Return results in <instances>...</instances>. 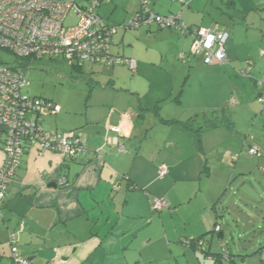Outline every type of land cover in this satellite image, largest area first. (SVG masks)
Segmentation results:
<instances>
[{"label":"crops","instance_id":"1","mask_svg":"<svg viewBox=\"0 0 264 264\" xmlns=\"http://www.w3.org/2000/svg\"><path fill=\"white\" fill-rule=\"evenodd\" d=\"M92 2L81 6V11ZM189 2L181 6L171 0H147L155 13L179 16V22L188 28L228 35L224 45L226 62L219 65H235L239 67L237 74L250 80L240 92V96L246 97L238 110L246 108V113L234 118L239 123L246 122L245 126L251 119L261 122L262 128L257 129L264 133V102L256 101L251 108L248 97L252 92L256 100L261 95L255 80L264 76V0H219L221 6L241 20L231 31L218 25L196 27L201 25L198 17L204 5L201 0ZM105 3L107 8L99 13L96 8L95 12L113 26L128 23L138 9V0H101L99 9ZM120 29L123 28L113 35L117 39ZM127 30L136 31L122 35L121 42L130 39L128 46L121 52L117 43L111 41L110 54L116 59L133 60L135 69L128 67L133 73L154 67L152 61L160 62L158 69L164 70L165 62L171 66L177 60L193 62L197 67L201 62L196 59H204L190 55L192 35L149 25L124 29ZM249 30L255 36L250 42L245 36ZM143 38L145 52L138 47ZM113 45L115 51L111 49ZM249 62L254 67L252 79L240 73ZM154 85L159 91L146 104L136 95L138 104L132 106L135 98L113 90L117 99L110 107L93 104L80 118L64 115L62 108L57 116H46L62 117L59 128L64 132L78 131L86 152L76 161H65L37 147L26 149L0 208V264H9L12 247L31 264H199L196 249L182 246L187 238H202V248L206 254L211 253L214 228H219V238L224 237L216 211L218 194L224 193L222 182L226 181V172L229 173L224 160L232 152H241L243 145L249 144L250 135L242 136L233 127L223 125L205 129L199 143L197 134L183 125L160 123L158 117L166 116L165 112H159L157 117L149 108L160 101H169V95L166 89L160 92L159 84H151L150 88ZM172 109L173 115L164 121L185 122L179 111ZM143 116L148 121L139 122ZM108 140H115L116 144L106 145ZM3 141L0 136V168L5 158ZM262 142L264 138L257 140L260 147ZM228 144H233L230 153L224 151ZM119 146L123 152H119ZM214 154L222 168L215 176L208 168ZM162 165L167 167V174L160 180L158 172ZM61 179L66 180L65 186H59ZM114 185L118 191L113 190ZM154 199L167 202L168 209L154 212L151 208ZM11 234H16L14 245ZM217 255L208 254L205 258L210 259L204 260L221 264ZM224 256L230 264H236L232 256Z\"/></svg>","mask_w":264,"mask_h":264},{"label":"rangeland","instance_id":"2","mask_svg":"<svg viewBox=\"0 0 264 264\" xmlns=\"http://www.w3.org/2000/svg\"><path fill=\"white\" fill-rule=\"evenodd\" d=\"M92 1L95 0H74V7L66 16L64 27L76 24L81 13L80 7ZM184 1L188 3L190 0ZM201 2L204 5V8H200L198 17L201 25L196 27L218 25L225 30L231 31L241 23V20L236 18L227 7L220 5L219 0H201ZM106 4L101 5L100 9L98 7L97 12L99 13L104 8H107ZM124 32L131 35V33L136 31L120 29L118 39L115 36L112 37V43H117L116 47L121 52L122 48H126L128 41H130V39H125L124 42H121ZM244 32L242 37L247 36L249 42L255 37L250 30L247 31L246 35V32ZM145 41L143 38L138 44V47L144 52L147 49L144 44ZM111 49L112 51L113 49L114 51L116 50L114 45L111 46ZM125 57L129 58L130 56ZM196 60L200 61L201 65L195 67L193 62L188 64L177 60L171 66V64L165 62L166 68L164 70L158 69L159 66L157 65L160 62L152 61L151 64L154 67L147 66L144 71L137 74V72H131L127 65L120 63H115L110 68H107L98 63L90 64L85 62L82 67L78 68L68 64L61 58L59 61L44 58L30 62L28 69L25 71V79L29 83V87L23 89L22 93L27 97L53 101L63 109L64 115H78L80 118V116H84L86 110L94 107L93 104L97 107L100 104L110 107L117 99L116 93L112 92L113 90L121 92L122 95L125 94L135 98V100H137L136 95H140L143 103H149L150 99L159 91L158 86L154 85L150 88V85L159 84L161 85L160 92L165 89L168 91L167 100L169 101H160L150 106L149 111L154 114L164 111L166 116L163 115L160 119L164 120L169 115H173L174 111L172 108H175V110L179 111V117L183 119L182 121L197 120L198 124H195L194 129L202 126L201 136L205 129L224 125L229 129L234 128V131L242 136H253L255 143H257V140L261 141L264 138V133L263 130L257 129L258 126L262 128L263 124L261 122H252L251 119L248 120V126H245L246 122L239 123L234 118L239 113H246V108L241 109V111L238 110L243 106L242 104H244L246 97L244 95L240 96V92L247 88L246 84L250 80L240 77L237 74L239 67L235 65L206 64L201 57ZM13 62L14 57L11 54L0 50V63L11 65ZM160 71L166 74H162ZM231 93H235L234 96L232 94L233 97ZM248 97H250V107L252 108V104H256L257 101L255 93H250ZM231 99L235 100L236 103L231 104ZM133 102L135 103L132 106L138 104V100H133ZM204 116L206 120L202 119ZM144 117H141L138 121H148ZM61 119L62 117L60 116L56 118L46 117L41 125L48 131L57 129L56 131L61 133L64 132V130L59 128L60 121L62 122ZM213 121L215 126L209 127L208 123ZM234 123L237 124L235 126L238 128L234 127ZM251 144L249 141V144L245 143L242 148L246 150L248 149L247 145ZM231 147H233V144L226 145L224 151L230 153L232 151L230 150ZM261 147L263 156L258 158L249 159L242 157L238 161H234V158L240 152H232L226 158L227 161L224 160V163H226L225 167L229 173L226 172L228 178L226 177V181L222 182L221 186V190L224 193L218 194L220 195L218 196L219 203L216 205L219 225L222 228L224 237L219 238V228L215 227L213 230L214 244L211 253H208L218 254L217 258L221 264H230L228 259L223 257L225 254L232 256L230 258L233 261L235 260L236 264H247L248 262L261 264L258 250L264 246L263 142ZM219 154H223V152H219ZM211 159L217 162L212 163ZM209 160L210 165L208 168L210 167L214 176L220 174L222 168L219 167L220 164L216 154ZM208 168L206 167V169ZM223 170L225 172V169ZM223 183H226L224 184L225 186H223ZM191 240H194V238H188V241ZM209 240L210 235L207 241L209 242ZM183 241H186V239ZM183 247L189 249L188 245ZM196 254L200 260L199 264H210L204 260L210 258H205L208 254H206L205 250L203 251V248L202 250L197 248ZM262 254L261 260L264 259V252ZM163 264L167 263L164 262Z\"/></svg>","mask_w":264,"mask_h":264},{"label":"built area","instance_id":"3","mask_svg":"<svg viewBox=\"0 0 264 264\" xmlns=\"http://www.w3.org/2000/svg\"><path fill=\"white\" fill-rule=\"evenodd\" d=\"M74 0H0V50L11 54L16 67L0 63V135L4 136V161L0 168V208L2 207L8 186L14 180L21 158L29 146L37 147L41 152L60 156L65 161H76L86 152L84 141L77 131H48L41 125L46 116H57L61 108L50 101L27 97L22 90L29 86L22 71L27 61L48 58L59 61L60 58L74 67H81L87 62L112 66L115 63L125 64L131 70L135 62L131 59H116L110 54V40L117 29H137L130 22L126 27L113 26L104 22L95 14L98 0L82 10L73 26L64 27V21L74 7ZM177 17L161 18L149 15L145 25L156 21L161 29L176 26ZM179 25H177L178 27ZM181 33H186L183 25L178 27ZM183 29V30H182ZM192 43L190 55L200 56L206 64H224L226 62L224 45L228 35L222 32H211L205 29H195L191 33ZM181 60L184 56L181 55ZM28 66L26 67H29ZM250 68L241 71L243 76H250ZM259 84H264V78ZM263 98L259 103H263ZM231 99L230 103L235 104ZM119 131V129H111ZM116 144L115 140L106 141V145ZM119 152L123 147L119 146ZM256 148H251L248 155L258 156ZM167 174V167H159L158 176L162 180ZM67 184L65 179L59 181V186ZM118 191V186H112ZM154 212L168 209V203L154 199L151 205ZM218 228V227H217ZM216 228V231H217ZM16 234L10 235L14 245ZM197 248L201 241L191 240ZM188 241L184 242L188 245ZM12 257L9 264H31L21 258L12 247Z\"/></svg>","mask_w":264,"mask_h":264},{"label":"trees","instance_id":"4","mask_svg":"<svg viewBox=\"0 0 264 264\" xmlns=\"http://www.w3.org/2000/svg\"><path fill=\"white\" fill-rule=\"evenodd\" d=\"M100 1L101 0H98V7L100 6ZM173 2H177V3H179L181 6H184L185 4H186V2L184 1V0H172ZM93 3V2H92ZM91 3V4H92ZM90 4V5H91ZM89 5V6H90ZM88 6V7H89ZM88 7H86V8H88ZM98 7H96V8H98ZM86 8H84V9H86ZM95 8V9H96ZM83 9V10H84ZM95 12V11H94ZM95 14H96V12H95ZM151 14H153V15H156V16H159V17H161V18H167V17H170V16H162V15H159V14H157V13H155L153 10H151L150 9V7L148 6V3H147V0H138V9H137V11L135 12V14L133 15V17L129 20V22L126 24V23H123V24H120V25H115L116 27H119V26H123V27H126L130 22H133V23H135L136 25H137V28H139V27H141V26H145V22L147 21V19H148V17H149V15H151ZM97 15V14H96ZM98 16V15H97ZM99 17V16H98ZM171 17H176L175 15H172ZM100 18V17H99ZM179 20H180V18H179ZM179 20L176 22V26H172V27H165L164 29H170V30H176L179 34H181V35H187V34H189V35H191V33H192V31H194L195 29H199V28H188L187 26H185L184 24H181L180 22H179ZM104 21V20H103ZM105 22V21H104ZM107 23V22H106ZM154 26V27H157V28H160L159 26H158V23L156 22V21H152V22H150V24H147L146 26ZM177 25H179L178 27H180L181 25H183V28H185V32L186 33H181L182 31L180 30V29H177L178 27H177ZM183 30V29H182ZM112 39V38H111ZM110 45H111V40H110ZM109 51H110V49H109ZM200 56H202V55H200ZM192 57H197V56H192ZM51 60V59H50ZM16 62L14 61L11 65H7V66H9V67H16ZM28 64H29V61H27L25 64H22L23 66V72H24V74H25V71L28 69V67H26V66H28ZM248 68H250V70H251V72H250V76H247V77H249V78H254L253 76H254V67H253V65L249 62L248 63V65L246 66V68L245 69H243L242 71H246ZM264 78V76L263 77H261L260 79H257V80H255V82H256V85H257V87L259 88V94H261V95H259L258 96V98H257V102L259 103V99H262L263 97H264V84H259V82L260 81H262V79ZM29 87V86H28ZM27 87V88H28ZM26 89V88H25ZM44 100H47V99H44ZM264 100V99H263ZM47 101H50V100H47ZM50 102H52V103H54L53 101H50ZM264 102V101H263ZM236 103V102H235ZM55 104V103H54ZM260 104V103H259ZM263 104V103H262ZM155 115H157V117H158V113L157 114H155ZM158 119L160 120V121H162L161 123H164V124H170V123H174V124H181V125H183L184 127H186L187 129H189V130H192L195 134H197V136H198V142L199 143H201V140H200V136H201V130H202V126H199V128H197V129H194V126H195V124L197 123V120L196 119H194V120H189V121H186V122H183V123H180V122H177V121H164V120H162V119H160L159 117H158ZM203 120H206V117L204 116V119ZM198 124V123H197ZM205 125V124H204ZM208 125H209V127H213V126H215V124H214V121L213 122H209L208 123ZM74 131H76V130H74ZM78 132V131H77ZM0 136H2L3 138H4V136L3 135H0ZM248 141H250L252 144L251 145H247L248 146V149H246V150H242V152H240L235 158H234V161H237L238 159H240V158H242V157H245V158H249V159H255V158H258L259 156H262L261 154H262V148L257 144V143H255V139H254V137L253 136H249V140ZM243 147H244V145H243ZM246 148V147H245ZM251 148H256L257 149V151L259 152V154H258V156H256V157H251V156H249L248 155V151L251 149ZM3 152H4V146H3ZM25 153V152H24ZM24 155V154H23ZM23 157V156H22ZM22 159V158H21ZM20 163H21V161H20ZM20 165V164H19ZM204 170H207L206 169V165H205V167H204ZM203 170V171H204ZM8 189V188H7ZM202 239V238H201ZM201 239H200V241H201ZM188 241V238L186 239V242ZM193 241H199V239H194ZM184 242L185 241H183L182 242V245L184 246L185 244H184ZM189 243H188V248L189 249H193V250H195V249H197V247H196V245H194L193 243H192V241H188ZM202 245H203V243H202V241H201V247H202ZM186 246V245H185ZM203 251H204V249H203ZM264 252V246L261 248V249H259L258 250V255H259V257H260V262H261V264H264V259L263 260H261L262 259V256H263V253ZM224 257V259H225V256H223ZM227 258V257H226ZM229 258V257H228ZM218 260V259H217Z\"/></svg>","mask_w":264,"mask_h":264}]
</instances>
